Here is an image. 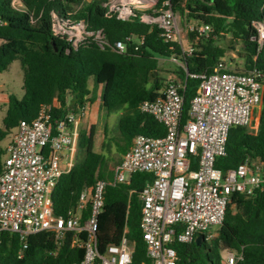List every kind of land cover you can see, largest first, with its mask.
Masks as SVG:
<instances>
[{"label":"trees","instance_id":"trees-1","mask_svg":"<svg viewBox=\"0 0 264 264\" xmlns=\"http://www.w3.org/2000/svg\"><path fill=\"white\" fill-rule=\"evenodd\" d=\"M13 1L0 0V20L3 22L0 25V73L19 61L23 70L24 95L22 99L15 95L9 97L4 121L6 129L0 130V142L20 121L34 120L42 105L59 101L61 109L55 110L53 116H63L70 110L77 111L87 103H93V92L99 87L103 101L100 111L122 112L119 119V131L124 140V145H119L122 154L137 135L165 136V127L152 116L141 113L139 106L143 101L156 99L161 91L160 60L170 59L181 51L178 43H166L162 39L157 24L142 20L144 14L155 16L152 11H135L128 20H120L115 15L108 16L105 4L111 0H21V7H15ZM165 3L181 16L185 28L193 20L196 25L207 24L214 30L208 38L188 32V40L195 51L187 59L186 69L178 67L176 70L179 81L185 84L181 90L184 95L183 123L189 119L190 103L197 91L198 81L193 75L212 72L226 55L216 37L230 34L241 45L244 59L241 72L256 68L264 75V45L261 47L255 40L258 30L254 25L264 23V0H158L156 9ZM53 15L65 20H83L93 30L102 29L110 44L123 41L128 51L120 54L112 48L102 50L92 43L67 52L66 39L54 34ZM141 37L145 42L138 45ZM137 46L138 50L135 49ZM91 78L93 90L89 87ZM107 128L106 124V131ZM94 134L92 127L88 135H81L79 149L84 151L83 158L75 162L53 190L57 216L66 217L77 205L82 192L92 187L97 179L111 180L113 177V173L108 174L106 170L107 157L95 149ZM5 154L0 150V173ZM246 158L264 162V98L258 129L233 127L227 155L217 160L216 167L226 173ZM153 178L151 174L137 173L128 183L107 188L97 231L101 253L109 246L119 244L127 230L136 247L134 264L149 263L140 229V194ZM88 215L89 209L83 213L82 224ZM75 238L74 232H67L64 239L57 242L52 232L44 231L31 235L27 248L23 249L17 234L4 232L0 264H75L85 255L81 245L74 243ZM79 240H85L84 233ZM173 246L178 257L176 264H224L222 253L225 251L243 253L244 259L237 264H264V187L252 197L240 193L232 196L219 236L211 244L203 242L199 246L195 241Z\"/></svg>","mask_w":264,"mask_h":264},{"label":"built area","instance_id":"built-area-1","mask_svg":"<svg viewBox=\"0 0 264 264\" xmlns=\"http://www.w3.org/2000/svg\"><path fill=\"white\" fill-rule=\"evenodd\" d=\"M120 1L105 4L108 16L128 20L139 7L153 3L155 16L144 14L142 20L157 24L166 43L180 45V54L170 60L186 69V61L195 49L184 46L177 14L167 7L168 3L156 9L158 0H142L144 5L136 0L124 4ZM254 25L258 30L255 40L262 47L264 23ZM186 30L206 38L214 32L207 24H188ZM53 31L66 39L67 52L92 43L102 50L112 48L120 54L128 51L125 42L110 44L102 29H90L83 20L53 15ZM144 42V37L138 39V45ZM193 77L198 86L190 103L188 121L183 123L181 90L185 84L169 75L157 98L139 106L141 113L165 127V136L137 135L114 168L112 179H97L92 187L86 188L66 217L55 214L52 193L75 164L80 120L89 103L55 118L54 111L61 109L56 100L42 105L34 120L20 121L0 173V246L4 232L17 234L23 249L28 246V238L37 233L52 232L60 242L67 232H74V243L85 251L83 260L75 264H134L136 247L127 230L120 243L109 246L104 253L99 251L97 231L107 188L128 183L137 173L154 177L140 194V229L149 260L141 264H176L178 257L173 245L191 244L200 235L211 244L219 236L232 196L240 193L252 197L264 187V162L259 159L246 158L226 173L216 167L217 160L227 155L230 130L235 126L251 127L256 113L261 111L264 75L256 68L247 73L233 70L221 59L212 72ZM87 209L89 215L82 224ZM83 233L85 240L81 241L79 236ZM222 258L224 264H237L244 259L243 253L234 251L223 252Z\"/></svg>","mask_w":264,"mask_h":264},{"label":"rangeland","instance_id":"rangeland-1","mask_svg":"<svg viewBox=\"0 0 264 264\" xmlns=\"http://www.w3.org/2000/svg\"><path fill=\"white\" fill-rule=\"evenodd\" d=\"M130 0H121V4L127 3ZM14 5L16 7H21L20 0H14ZM140 12L152 11L154 12L153 3H146L144 7L138 8ZM178 23L180 27V38L185 41V46L188 44V32L184 27L182 18L177 14ZM192 24H195V21L191 20ZM216 40H219V46L226 50L225 59L229 68L233 70H244V59L241 57L242 49L241 45L234 41L232 35L226 34L221 37H216ZM179 66L173 63L169 59H163L160 61L159 76H160V85L161 89L165 87L166 79L169 75H176V70ZM180 82V81H179ZM90 89H94L93 79L89 80ZM11 95H15L17 98L22 99L24 95L23 90V70L19 61H15L11 64L9 69L5 72L0 73V130L5 131L6 127L4 124L7 111H8V98ZM95 95V101L89 103V109L87 113L80 120V133L79 141L82 134H89L92 127H94V139H95V149L98 153H102L107 157V173H113L114 168L122 161L123 155L119 150V145H124L123 137L119 131V119L122 115V112H116L113 114H108L105 109L100 111L97 124L94 126L91 123V116L94 112V108L103 103L100 91L96 90L93 92ZM7 99V100H6ZM108 125L107 131L105 130V125ZM251 131H256L258 125L256 121L249 127ZM15 128L11 129L10 134L0 142V150L6 152L8 146L10 145ZM79 141L77 151L74 156V163L77 160H81L84 156V151L79 149ZM4 155L3 159L5 158Z\"/></svg>","mask_w":264,"mask_h":264},{"label":"crops","instance_id":"crops-1","mask_svg":"<svg viewBox=\"0 0 264 264\" xmlns=\"http://www.w3.org/2000/svg\"><path fill=\"white\" fill-rule=\"evenodd\" d=\"M189 24H192L191 22L189 23ZM183 44H184V46H185V41H183ZM191 44H190V42H189V40H188V44H187V46H190ZM161 60H163V59H161ZM160 60V61H161ZM170 60V59H169ZM100 91V95H101V87H99L98 89H97V91ZM7 100V99H6ZM8 101H9V98H8ZM100 106H101V104L100 105H98V106H96L95 108H94V112H93V114H92V116H91V123H92V125H96L97 124V119H98V116H99V113H100ZM255 121H256V125H258L259 126V121H260V111H258L257 113H256V115H255ZM15 132H16V128H15ZM15 132H14V134H15ZM14 134H13V136H14ZM13 139V138H12Z\"/></svg>","mask_w":264,"mask_h":264},{"label":"water","instance_id":"water-1","mask_svg":"<svg viewBox=\"0 0 264 264\" xmlns=\"http://www.w3.org/2000/svg\"><path fill=\"white\" fill-rule=\"evenodd\" d=\"M203 242H204V237H203V235L198 236V238H197V240H196V243H197L199 246H201Z\"/></svg>","mask_w":264,"mask_h":264},{"label":"bare ground","instance_id":"bare-ground-1","mask_svg":"<svg viewBox=\"0 0 264 264\" xmlns=\"http://www.w3.org/2000/svg\"><path fill=\"white\" fill-rule=\"evenodd\" d=\"M136 1H138L139 3H141L142 5H144L142 0H136Z\"/></svg>","mask_w":264,"mask_h":264}]
</instances>
